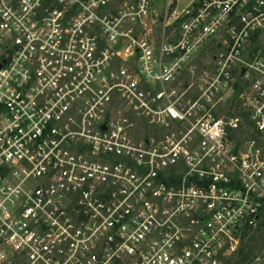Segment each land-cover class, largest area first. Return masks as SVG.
<instances>
[{"label":"built area","instance_id":"2783aa9c","mask_svg":"<svg viewBox=\"0 0 264 264\" xmlns=\"http://www.w3.org/2000/svg\"><path fill=\"white\" fill-rule=\"evenodd\" d=\"M179 1L0 0V264H227L259 227L264 0Z\"/></svg>","mask_w":264,"mask_h":264},{"label":"trees","instance_id":"16d2710c","mask_svg":"<svg viewBox=\"0 0 264 264\" xmlns=\"http://www.w3.org/2000/svg\"><path fill=\"white\" fill-rule=\"evenodd\" d=\"M261 50L264 53V36L255 39L252 51ZM264 253V219L256 230L246 232L240 240L237 250L226 257L227 264H248ZM15 264H24L17 260Z\"/></svg>","mask_w":264,"mask_h":264},{"label":"rangeland","instance_id":"374dc122","mask_svg":"<svg viewBox=\"0 0 264 264\" xmlns=\"http://www.w3.org/2000/svg\"><path fill=\"white\" fill-rule=\"evenodd\" d=\"M189 1L190 0H180L179 1V7H184V6L188 5ZM261 55H262L261 60L264 61V53ZM228 96L230 97V95H228ZM232 96H234V95H231V97ZM233 102L237 104V100H233V99L230 100V98H228L227 103L229 104V106H231L230 104H232ZM248 264H264V253L262 255L258 256L257 259L253 260L252 262H249Z\"/></svg>","mask_w":264,"mask_h":264}]
</instances>
